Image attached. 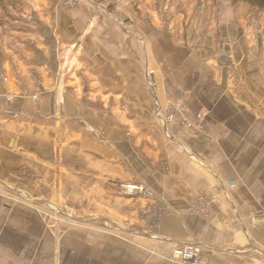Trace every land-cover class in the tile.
Here are the masks:
<instances>
[{
  "label": "crops",
  "instance_id": "crops-1",
  "mask_svg": "<svg viewBox=\"0 0 264 264\" xmlns=\"http://www.w3.org/2000/svg\"><path fill=\"white\" fill-rule=\"evenodd\" d=\"M14 1L10 22L0 2V30L14 27L0 48L11 53L0 57V137L16 138L0 143V264H176L174 244L203 246L211 264H264V13L226 5L201 30L175 7L169 29L127 35L89 0L54 13L52 0ZM174 104L190 124L166 134L157 111ZM129 183L154 198L123 196ZM220 189L239 220L229 228L213 203ZM199 202L215 214L192 213ZM147 208L165 212L159 240Z\"/></svg>",
  "mask_w": 264,
  "mask_h": 264
},
{
  "label": "rangeland",
  "instance_id": "rangeland-1",
  "mask_svg": "<svg viewBox=\"0 0 264 264\" xmlns=\"http://www.w3.org/2000/svg\"><path fill=\"white\" fill-rule=\"evenodd\" d=\"M8 2L5 3V6L3 7L4 19H8L10 22L13 19V15L10 13L13 9L14 12L18 13L19 5L18 1L14 0H0V2ZM30 2L36 3L34 0H29ZM90 3H87L91 6L92 13L94 14H102L107 13L109 15L110 20H112L116 25L120 27V29L125 34H130V32L134 29L135 25H138L140 28L141 25L144 24V26L147 25H153L154 22L159 23L161 30L169 29L170 24L172 21H170V18L174 15V9L177 8L178 13H184L188 20H187V27L190 29H199L201 27V30L205 29L207 25H209V21H207L206 17H213L218 18V20L221 18L220 16L222 13L225 12L226 5L232 6L233 8H236L237 5L242 4H233L231 0H89ZM94 4H91V3ZM102 4L105 5L102 6ZM80 0H75L72 4H69L67 0H52V13L58 11L54 10L58 7L62 8L63 10H76L80 8ZM173 5V6H172ZM176 7V8H175ZM60 11V10H59ZM3 12H0V18L3 16ZM13 12V11H12ZM31 12V11H30ZM35 13V10H34ZM34 13H29L27 15V21L29 23H32L35 20L36 15ZM248 13L252 14L254 18H258V15L261 13H264V10H259L254 7H248ZM220 17V18H219ZM2 19V20H4ZM158 19V22L155 20ZM211 22V21H210ZM53 23V21H52ZM212 23V22H211ZM220 23V22H219ZM217 22V24H219ZM14 31V27L11 28H2L0 30V48H4L7 45H10L12 42H14L13 38L10 37V33ZM199 31V30H198ZM197 31V32H198ZM202 33H197L198 36H201ZM25 44H27L28 47L33 48L35 43V38L33 37H27L23 40ZM17 44L20 43V41L16 42ZM7 55V57H5ZM11 53H1L0 57L2 56L3 60H6L9 58ZM33 55V53H32ZM34 56V55H33ZM33 56H28L26 61L28 63L33 62L34 58ZM5 57V58H4ZM142 60V59H141ZM230 61H233L231 59H228ZM149 74V72H147ZM0 74H4L7 77V80L9 79L8 75L6 74L5 70H0ZM147 75V74H146ZM34 78L36 79V84L38 86H41L42 79L39 75L34 73ZM0 79L4 80V78ZM4 80V81H7ZM23 95L25 97H28V99L31 100H38L40 98V93H30L27 89L23 90ZM38 97V99H37ZM10 98L8 97V101ZM94 106L98 105L99 107V101H94ZM121 106H127V109H130V105L121 103ZM131 118V115H128V118ZM124 196V195H123ZM46 205H43L45 211L49 216H56V219L62 220V217L70 218L71 216L68 214L67 211H60V214L55 211V209L58 208H49L45 207ZM148 209V208H147ZM46 214V215H47ZM56 214V215H55ZM58 214V215H57ZM163 217H165V212ZM147 216L144 215L142 218V221L147 222ZM164 220V218H163ZM132 229V228H131ZM159 232V231H158ZM173 263V262H172Z\"/></svg>",
  "mask_w": 264,
  "mask_h": 264
},
{
  "label": "built area",
  "instance_id": "built-area-1",
  "mask_svg": "<svg viewBox=\"0 0 264 264\" xmlns=\"http://www.w3.org/2000/svg\"><path fill=\"white\" fill-rule=\"evenodd\" d=\"M69 4L75 2V0H67ZM146 78L148 82V86L150 89L155 91L156 83L151 77L150 73L146 72ZM1 78L7 80V77L4 74H0ZM38 99V97H37ZM9 100H12L11 98ZM184 107L181 105H172L167 110H162L161 108L158 109L157 114L161 123L164 127L165 133L168 131V127L178 120H180L183 124H190L187 118L183 115ZM204 114H200L198 116L199 120L204 118ZM192 124V123H191ZM230 189H234L237 187L236 181L229 182ZM119 190L122 195L129 196V197H146V198H154V193L147 188L146 185L143 184H121L119 186ZM229 195L227 190H217L216 195L213 199V203L216 204L219 208H223L221 214L218 213V216L221 218L222 224L224 227L229 228L231 226H235L238 224L239 220L236 215V210L231 206L225 207V199H228ZM191 212L194 214H215L212 212L210 208H208V204L206 202H199L195 204L191 208ZM148 215L151 217V221L147 225L146 233L153 239L159 240L160 235L158 233L161 222L163 220L164 210L159 208H148L144 215ZM170 262L176 264H211L210 262V252L201 245H178L174 244L171 257L169 258Z\"/></svg>",
  "mask_w": 264,
  "mask_h": 264
},
{
  "label": "trees",
  "instance_id": "trees-1",
  "mask_svg": "<svg viewBox=\"0 0 264 264\" xmlns=\"http://www.w3.org/2000/svg\"><path fill=\"white\" fill-rule=\"evenodd\" d=\"M232 3L238 4V3H247L250 4L252 7L257 8L259 10H264V0H231Z\"/></svg>",
  "mask_w": 264,
  "mask_h": 264
},
{
  "label": "water",
  "instance_id": "water-1",
  "mask_svg": "<svg viewBox=\"0 0 264 264\" xmlns=\"http://www.w3.org/2000/svg\"><path fill=\"white\" fill-rule=\"evenodd\" d=\"M228 65V63L226 64ZM16 138L5 139L0 137V143L8 149H13L15 146Z\"/></svg>",
  "mask_w": 264,
  "mask_h": 264
}]
</instances>
